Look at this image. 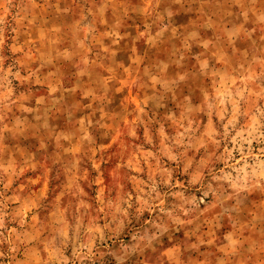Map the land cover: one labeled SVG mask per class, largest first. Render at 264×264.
<instances>
[{"label": "rangeland", "instance_id": "1", "mask_svg": "<svg viewBox=\"0 0 264 264\" xmlns=\"http://www.w3.org/2000/svg\"><path fill=\"white\" fill-rule=\"evenodd\" d=\"M0 264H264V0H0Z\"/></svg>", "mask_w": 264, "mask_h": 264}]
</instances>
